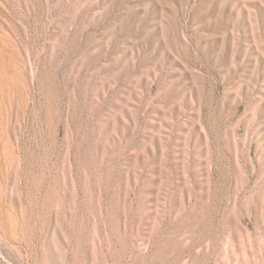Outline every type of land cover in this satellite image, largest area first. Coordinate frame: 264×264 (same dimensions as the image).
Here are the masks:
<instances>
[{"label":"rangeland","instance_id":"1","mask_svg":"<svg viewBox=\"0 0 264 264\" xmlns=\"http://www.w3.org/2000/svg\"><path fill=\"white\" fill-rule=\"evenodd\" d=\"M0 264H264V0H0Z\"/></svg>","mask_w":264,"mask_h":264}]
</instances>
